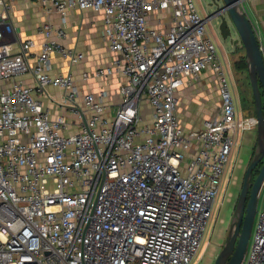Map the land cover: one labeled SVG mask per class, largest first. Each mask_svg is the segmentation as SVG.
Returning a JSON list of instances; mask_svg holds the SVG:
<instances>
[{
    "label": "built area",
    "instance_id": "2783aa9c",
    "mask_svg": "<svg viewBox=\"0 0 264 264\" xmlns=\"http://www.w3.org/2000/svg\"><path fill=\"white\" fill-rule=\"evenodd\" d=\"M14 1L0 0V264H189L235 137L257 126L255 115L241 114L193 0H39L63 17L75 8L102 14L114 59L82 79L119 73L114 103L104 87L83 92L70 73L48 72L54 51L71 64L84 57L50 38L64 29L40 28L48 39L35 66L31 39L11 51ZM208 69L221 107L186 130L178 92ZM30 71L35 87L16 80ZM48 86L62 89L65 116L52 118L36 97ZM253 227L241 264H264V205Z\"/></svg>",
    "mask_w": 264,
    "mask_h": 264
},
{
    "label": "rangeland",
    "instance_id": "374dc122",
    "mask_svg": "<svg viewBox=\"0 0 264 264\" xmlns=\"http://www.w3.org/2000/svg\"><path fill=\"white\" fill-rule=\"evenodd\" d=\"M193 2L197 11L203 18H205L211 11V7L208 5L210 0H193ZM243 8L252 23H254L259 30H262V42L264 44V28L260 22V16L262 14L260 11L264 10V0H245ZM152 22L153 21L150 22L151 25ZM206 29L211 35L213 41L217 42L216 45L218 50L222 53V59L226 58L225 53L228 54L231 73L226 62L225 65H223L231 91L241 110V114L243 116L252 115L255 113V105L249 80L245 49L242 43L238 42L236 44H232L230 39H223L219 33L218 23L216 20L206 22ZM234 36L237 37L236 34H234ZM241 57H243L246 61L245 68H239L235 64ZM194 80L196 81L197 79ZM205 81H207V85L205 87L197 83L196 86L184 89V92L180 95L177 114L182 123L187 124L188 122L193 126H198L201 125L203 119L213 117L218 113L221 107V102L218 94L217 80L215 77L210 75L205 78ZM205 81H203V84H205ZM201 93L204 94L209 101V107L207 108L202 105L200 98L202 96ZM143 110L147 112V106L143 109L141 108L142 114ZM62 114L65 116L66 113ZM67 119L73 123H78L75 120L73 121L70 116H67ZM75 128L76 127H74V129ZM255 145L256 128L251 130H242L235 137V143L231 149L226 172L224 174L219 192L213 203L211 216L205 228L201 245L189 264H213L216 256L223 247L228 237V230L235 210L237 198L242 187L244 173L255 152ZM263 205L264 184L258 193V205L254 224L257 219V214ZM253 230L254 227L252 228V233ZM251 237L252 236H250L247 248H249L251 244Z\"/></svg>",
    "mask_w": 264,
    "mask_h": 264
},
{
    "label": "crops",
    "instance_id": "0c3cea01",
    "mask_svg": "<svg viewBox=\"0 0 264 264\" xmlns=\"http://www.w3.org/2000/svg\"><path fill=\"white\" fill-rule=\"evenodd\" d=\"M260 13H262L260 16V22L264 28V10L260 11ZM8 14L9 20L14 27V32L10 36L12 52H19L21 49V43L25 40L31 39L34 42V45L30 48L28 62L31 66H35L37 63V56L41 50V44L48 39L45 34L41 32L40 28L44 24H49L53 28L64 29L66 33L64 37L59 38L52 35L50 38L57 41L66 50L81 52L84 57L77 64H71L68 58L64 57L59 52L54 51L50 55V67L48 72L51 75L70 73L75 79L78 87L81 88L83 92H96L100 87H104L110 94V101L112 103L116 101V93L121 82V76L119 73L115 72L108 78H104V80L85 81L82 79L83 71L93 70L96 67L109 66L114 59V54L109 51L108 44L103 36L104 24L100 12L92 8L84 10L75 8L68 11L65 17H63L58 11H48L43 7L39 0H15L9 8ZM215 43L217 44V42ZM225 55L226 58L222 59V53L218 50L219 60L224 65L226 60L229 59L228 54L225 53ZM210 75L215 77L209 69L202 71L196 81L192 80L187 85L180 88L178 98L184 92V89L196 86L197 83L205 87L208 81H205V78ZM16 80L21 81L24 86H36V78L31 71L20 75ZM203 81H205V84H203ZM62 92L61 88L48 86L43 94L38 93L36 96L42 102L44 107L50 110L52 118L57 116V114L65 113V110L60 105ZM202 93V96L200 97L201 102L202 105L207 108L209 107V101ZM71 118L74 120L73 117ZM177 118L184 129L192 130L201 128L204 121L211 117L203 119L201 125L198 126H193L188 122L187 124L182 123L178 114ZM70 131H73V128ZM194 152L195 150L192 149L191 153L193 154Z\"/></svg>",
    "mask_w": 264,
    "mask_h": 264
},
{
    "label": "water",
    "instance_id": "95a60500",
    "mask_svg": "<svg viewBox=\"0 0 264 264\" xmlns=\"http://www.w3.org/2000/svg\"><path fill=\"white\" fill-rule=\"evenodd\" d=\"M244 1L210 0L211 11L204 18L206 22L217 21L223 39H230L232 44L242 43L257 119L255 152L244 173L228 237L213 264H241L243 261L257 211L258 193L264 184V56L252 21L243 8ZM258 166V173L251 181Z\"/></svg>",
    "mask_w": 264,
    "mask_h": 264
},
{
    "label": "trees",
    "instance_id": "16d2710c",
    "mask_svg": "<svg viewBox=\"0 0 264 264\" xmlns=\"http://www.w3.org/2000/svg\"><path fill=\"white\" fill-rule=\"evenodd\" d=\"M236 66L239 67V68H245L246 66V61L243 57H241L239 60L236 61ZM264 112V110H263ZM252 115H255V113H253Z\"/></svg>",
    "mask_w": 264,
    "mask_h": 264
},
{
    "label": "flooded vegetation",
    "instance_id": "af4514ba",
    "mask_svg": "<svg viewBox=\"0 0 264 264\" xmlns=\"http://www.w3.org/2000/svg\"><path fill=\"white\" fill-rule=\"evenodd\" d=\"M258 168H259V166L257 167V169H255V170L253 171L254 178H255V176H256V175H257V173H258ZM254 178H253V175H252V179H251V181H253V180H254Z\"/></svg>",
    "mask_w": 264,
    "mask_h": 264
}]
</instances>
